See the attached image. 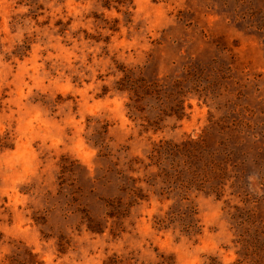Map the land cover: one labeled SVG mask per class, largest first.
Instances as JSON below:
<instances>
[{
    "label": "rangeland",
    "instance_id": "374dc122",
    "mask_svg": "<svg viewBox=\"0 0 264 264\" xmlns=\"http://www.w3.org/2000/svg\"><path fill=\"white\" fill-rule=\"evenodd\" d=\"M0 264H264V0H0Z\"/></svg>",
    "mask_w": 264,
    "mask_h": 264
},
{
    "label": "trees",
    "instance_id": "16d2710c",
    "mask_svg": "<svg viewBox=\"0 0 264 264\" xmlns=\"http://www.w3.org/2000/svg\"><path fill=\"white\" fill-rule=\"evenodd\" d=\"M123 90H128L131 96V103L129 107L136 111L141 110L142 102L145 101L147 98H155L156 103L160 105V107H168L169 105L166 103L164 104L170 96H173V92L169 93V96L166 95L167 91L166 82L162 83L158 80L154 81H147L142 78H136L132 75L127 76L126 79H123L120 82ZM179 85V83H177ZM176 100V99H174ZM181 103V102H179ZM179 110H183V108L179 107V104H176ZM157 108V106H156ZM160 112L165 111V109L157 108ZM173 112H177L176 109L170 108ZM159 117V116H158Z\"/></svg>",
    "mask_w": 264,
    "mask_h": 264
}]
</instances>
